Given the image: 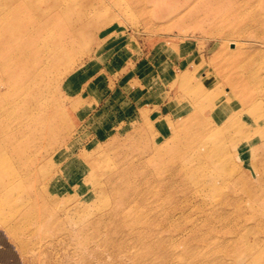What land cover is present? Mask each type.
<instances>
[{
    "label": "rangeland",
    "instance_id": "rangeland-1",
    "mask_svg": "<svg viewBox=\"0 0 264 264\" xmlns=\"http://www.w3.org/2000/svg\"><path fill=\"white\" fill-rule=\"evenodd\" d=\"M89 1L31 32L79 28L37 99L0 102L26 199L0 264H264V0Z\"/></svg>",
    "mask_w": 264,
    "mask_h": 264
},
{
    "label": "bare ground",
    "instance_id": "bare-ground-1",
    "mask_svg": "<svg viewBox=\"0 0 264 264\" xmlns=\"http://www.w3.org/2000/svg\"><path fill=\"white\" fill-rule=\"evenodd\" d=\"M77 2L78 0H0V102H5L3 97L8 99L9 110L27 106L23 102L25 93L37 99L36 95L40 89L36 91V87H33L35 81L47 79L50 67L52 65L54 67L60 56L65 53L60 38L72 43L73 36L77 34L79 28H77L75 21L65 23L61 34L65 35L57 37L52 43L44 38L33 39L34 35L31 32L38 34L42 31L44 33L47 25L59 21L65 15L79 14L81 19H84L85 16L88 21L90 15L86 11L89 9L85 8L83 12H78L75 7ZM80 5L92 6L89 0H81ZM58 21L54 24H58ZM33 48H39L42 51L38 59L29 58L30 50ZM14 88L21 90V94L12 97ZM1 107L0 163L8 156L10 145L18 146L23 143L20 127L10 131L7 129L9 127L7 116H5L7 114ZM45 120L48 123L47 128L50 126L52 130L55 125L54 119L51 121L48 114L45 116ZM15 149L12 147V154L16 152ZM19 151L21 150L19 149ZM24 160L21 166L27 164ZM20 171L24 176V188L27 192V178L25 177L27 176V168ZM18 173L17 171L8 173V171L0 169V222L12 235L16 233L15 223L20 218V215L17 214L18 208L26 204V199L21 198L15 201L12 194L13 191L22 188L21 178L15 179ZM123 202L124 205L127 204L128 199L123 200ZM118 208L124 207L118 205Z\"/></svg>",
    "mask_w": 264,
    "mask_h": 264
}]
</instances>
